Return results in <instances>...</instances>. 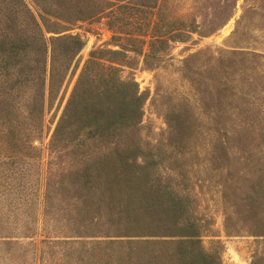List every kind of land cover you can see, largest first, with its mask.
I'll return each instance as SVG.
<instances>
[{
	"label": "rangeland",
	"instance_id": "rangeland-1",
	"mask_svg": "<svg viewBox=\"0 0 264 264\" xmlns=\"http://www.w3.org/2000/svg\"><path fill=\"white\" fill-rule=\"evenodd\" d=\"M23 1L35 11L32 0ZM96 2L104 13L66 31L78 35L82 46L61 86V105L55 100L33 141L37 156L19 162L0 155V264H114L118 246L86 237L103 232L96 229L104 228L103 220L81 229L82 238H62L72 234L67 223L81 219L79 193L68 180L47 175L49 168L64 171L70 160H51L46 142L77 72L99 48L124 49L128 63L119 74L132 78L144 99L139 143L155 154L157 173L171 177L173 188L187 197L203 248L215 253L218 264H249L255 256V264H264V0ZM52 3L71 17L89 8L77 0ZM162 28L183 33L149 46L148 36ZM149 49L153 54L145 62L136 52ZM82 220L77 222L89 223L88 215ZM62 239L75 242L67 246ZM65 247H72L68 255ZM91 247L81 262L78 256Z\"/></svg>",
	"mask_w": 264,
	"mask_h": 264
},
{
	"label": "trees",
	"instance_id": "trees-1",
	"mask_svg": "<svg viewBox=\"0 0 264 264\" xmlns=\"http://www.w3.org/2000/svg\"><path fill=\"white\" fill-rule=\"evenodd\" d=\"M32 1L34 12L23 0H0V155L19 162L37 156L33 141L42 135L45 113L55 100L59 108L64 98L61 86L82 46L78 35L66 31L79 19L104 13L96 0H77L89 5L78 17L62 14L52 0ZM170 33L183 32L162 28L148 36V45L164 42ZM124 52L99 48L88 53L46 142L51 160L70 159L64 171L49 168L47 175L68 180L79 193L76 214L81 219L70 220L72 234L62 238H82L81 229L103 220L104 228L96 229L107 231L86 237L100 236L107 238L103 243L118 246L114 264H218L215 253L201 244L187 197L173 188L171 177L157 173L155 154L139 143L144 99L136 82L119 74L128 63ZM136 53L145 62L153 54L150 49ZM86 215L89 223L79 224ZM61 241L67 246L75 242ZM69 248L64 249L67 255ZM91 249L84 248L78 259L86 260ZM255 257L249 264L256 263Z\"/></svg>",
	"mask_w": 264,
	"mask_h": 264
}]
</instances>
